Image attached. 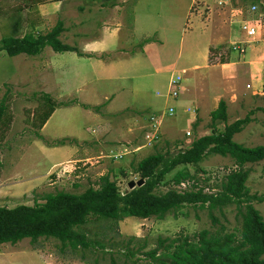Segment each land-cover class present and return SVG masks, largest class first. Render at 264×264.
<instances>
[{
	"label": "rangeland",
	"instance_id": "obj_1",
	"mask_svg": "<svg viewBox=\"0 0 264 264\" xmlns=\"http://www.w3.org/2000/svg\"><path fill=\"white\" fill-rule=\"evenodd\" d=\"M39 1L41 0H0V37L4 35H20L27 31L34 33L44 32L51 28L58 19L62 20L65 26L70 23L77 24V21H98V13H88L84 6L83 8L77 7L80 2L78 3L74 0H66L62 5H54L49 0L44 8V16L42 17L39 14ZM189 1L143 0L140 3L137 16L141 27L149 28L150 25H161L164 22L168 23L169 19L173 21L168 35L169 38H164V54L152 60L149 66L141 65L139 68L140 71L148 70L151 72L153 80L148 82L145 92L140 94L139 97L136 94H133V97L131 95L128 96L129 100L131 98L132 100H137L129 109H135L140 104L138 103L140 100H145L146 104L142 108L143 111H146L144 118L140 124L133 122L124 124V127L135 125L134 131H131L133 133L130 143L126 142V144L112 145L110 147L104 143L105 145L96 146L95 151L89 157L90 161L93 162L86 161L85 158L83 160L85 162H82V164L87 165L80 167L77 164L72 166L70 164L71 161H68L49 168L48 166L53 161L64 159L65 155L52 156V159L51 157H43L40 152V144L42 142L45 144L57 142L58 139L52 140L50 135L57 133L58 127L67 129L70 126L75 131H77L78 127H81L89 133L95 130L94 132L99 134L98 130L100 132L102 126L94 116L97 113L106 116L105 101L102 102L105 99L100 95L98 97L102 100L92 97L91 88H86L87 94H85L86 92H79L78 97L75 96V85L80 82L81 78L75 77L72 71L68 72V74L60 75V83H58V75L53 73L51 68H43L41 65L45 61L44 54L46 50L52 49L50 45L43 47L40 51L42 55L38 56L23 52L10 55L4 50H0V102L3 100L7 104L6 112L10 114V117L7 116L6 119L0 121V205L33 204L34 202L43 201L48 192H54L59 189L79 192L88 185L97 186L100 178L95 173L94 165L103 161H105L108 169H112V174L111 172L109 174L110 177L114 178L118 186L123 188L130 178L135 180L139 178L138 173L134 171L136 157H142L154 151L176 152L188 146L191 140L196 137L195 135L205 134L212 130L213 125L207 114L201 117L196 115L192 119L191 115L193 112L188 113L182 110V106L185 103L194 104L191 100L193 98L191 96L192 93L201 91L203 88L208 93L216 90L208 87V84L204 83L205 80L197 73L192 74L189 68L193 63L201 61L198 56L199 43L202 44L205 39L186 38L187 32H192L195 29L191 28L196 27L192 12L198 13L197 9L202 8L198 13L200 20H209L211 15L207 12L209 7L198 6L203 4V0H197L198 4L193 1L190 4V8L188 7ZM251 1L256 2L259 10L264 11V0H234V5L237 6H234V11L230 10V14L227 16V18L229 17L228 21H231L230 18L236 21L238 17L235 13H240L241 5L247 7ZM134 2L130 0L127 2L129 16H131L129 7ZM246 7H243L244 10ZM227 12L229 13V10ZM134 13V6L132 5V17ZM244 13L245 15L247 14L246 11ZM212 18L214 17L212 16ZM222 19H219V23H222ZM124 21V29L128 30V27H131L132 20L129 21L125 14ZM234 21L231 24L234 36L225 38L217 45L211 46L210 61L229 60L237 57L236 51L229 48V42L241 35L240 25ZM86 28L88 27L84 25L73 26L72 33L75 31L84 32ZM89 30L90 28H88ZM61 37L67 39L69 33L64 30ZM78 39L73 38L74 41ZM155 46H161V42H158ZM238 54L240 55V53ZM183 67L185 69L181 73L180 94L174 99L171 98L175 100L173 102L177 105L176 111L173 114L164 116L161 124L163 132L161 131L160 136L152 145H141L145 142V133L149 130L150 113L161 112L165 109L167 102L172 101L165 98L169 74L171 71L181 70ZM87 75L90 76V73H87ZM87 86H90L89 83ZM44 91L49 92L54 99L56 98L55 100H57L58 105H62V108H60V111H56L54 116L51 113V116H49L52 117L50 122L44 130H41V127L33 123V119L35 122L38 121V118L35 119L33 116V111H35L36 106L41 101L40 96ZM98 93H101V91L99 90ZM239 102V104L236 103L232 108H229L227 122L247 113L250 114L252 119L240 131L234 133L233 138L245 145L264 144V111L256 107L263 100L253 97L251 100H240ZM83 104H88V107ZM117 106L118 103L115 102L112 108L115 109ZM236 115L238 116L236 117ZM119 116L120 114H114L108 117H112L111 119L115 121ZM53 122L55 123L54 125L52 124ZM215 124L217 128H222L224 121L218 119ZM186 129L190 130L189 134H185ZM40 132L48 138H45ZM62 138L70 140L69 137ZM104 138L106 141L109 137L106 136ZM123 145L128 146V154L137 150V156L133 155L130 160L126 161L124 168H121L123 165L120 161L124 159L123 156L127 153L120 158L114 159L109 156L108 151L111 148L122 149ZM137 145L141 146L137 148ZM64 165L66 168L63 167ZM187 167L194 176L188 179L191 183L194 180L196 182L194 189L201 186L203 191L217 193L226 173L238 166L230 156L208 153L201 161L195 164H187ZM244 168L249 170L246 179L249 191L262 197L261 200H253V203L264 218V157L257 161L246 162ZM172 171L167 173L166 179L161 182L156 189L157 191H163L170 185L172 186V183L169 182V176ZM188 185L189 183H186L185 186ZM173 186L179 187L178 184ZM211 214L217 218L215 223L212 222ZM129 217L130 220L123 221L124 218L118 220L117 225L112 221L107 222L103 218L97 219L91 221L87 229L90 234L96 235L105 244L112 241L120 245L128 236H145V249H148L157 244L158 236H171L179 232L192 234L201 228H213L220 224H224L226 230L238 231L241 222V215L234 203L225 205L222 207V211L217 208L210 210L207 206L188 205L183 207V212H179L176 216L169 213L163 218L151 216L138 221H136V216L130 215ZM108 223L112 227H106ZM116 230L120 234H117ZM110 236L113 238L109 239ZM137 243L136 239H133L131 245L134 244L135 246ZM105 248H108V245ZM113 248L123 249L122 246L116 245ZM102 255L103 257L96 264H109L108 253L99 252L98 257L100 258ZM91 258L92 256L89 253H85L83 256L79 250L61 246L59 240L54 237H38L35 240L23 237L14 243L9 241L0 243V264H91L87 261ZM127 262V264H151L152 260L144 253L137 252L129 257ZM119 264H123V261L120 260Z\"/></svg>",
	"mask_w": 264,
	"mask_h": 264
},
{
	"label": "trees",
	"instance_id": "obj_2",
	"mask_svg": "<svg viewBox=\"0 0 264 264\" xmlns=\"http://www.w3.org/2000/svg\"><path fill=\"white\" fill-rule=\"evenodd\" d=\"M64 25L58 21L44 32L27 31L22 35H4L0 37V50L7 54H38L46 45L55 51L75 50L83 52L75 45L64 42L60 33ZM148 39V38H147ZM222 61L226 59H221ZM41 101L33 111L38 118L35 123L41 127L58 105L49 92H42ZM263 103L256 106L264 111V82L262 86ZM88 107V104H83ZM7 104L0 102V121L10 114L6 112ZM212 130L197 136L183 149L173 153L154 151L142 156L135 164L134 171L144 179L141 185L132 188L119 187L109 173L100 176L97 186L88 185L82 191L75 192L59 189L48 192L43 201L33 204L19 203L14 206L0 205V243H11L23 237L35 240L38 237H54L61 246L79 250L84 256L89 253L92 258L87 261L96 264L99 252H107L109 264H127L129 257L137 252L151 258V264H264V218L253 200L262 197L249 191L246 185L249 170L244 168L246 162L257 161L264 157V144L245 145L233 138L252 118L249 113L227 122L226 103L220 99L210 113ZM224 121L222 128L216 127V120ZM66 138L55 143H64ZM208 153L230 156L237 164L226 173L217 193L189 188L179 190L173 185L181 179L192 178L193 174L187 164L201 161ZM173 170V171H172ZM172 171L169 182L163 191L156 189ZM234 203L241 215L238 231L226 230L224 224L213 228L204 227L192 234L179 232L176 235L158 236L157 244L145 249V236L131 235L121 244H105L96 235L89 233L87 226L91 221L103 218L117 225L125 216L163 218L166 214L178 215L183 207L207 206L210 210ZM212 222L216 217L211 214ZM106 227H112L109 223ZM117 234H120L116 230ZM113 237L110 236L109 239ZM133 239L137 245H131ZM108 245V248L105 246ZM122 246L123 249L113 247ZM85 252V253H84ZM135 262L134 260H132Z\"/></svg>",
	"mask_w": 264,
	"mask_h": 264
},
{
	"label": "crops",
	"instance_id": "obj_3",
	"mask_svg": "<svg viewBox=\"0 0 264 264\" xmlns=\"http://www.w3.org/2000/svg\"><path fill=\"white\" fill-rule=\"evenodd\" d=\"M48 1L49 0H41L38 2L39 14L42 17L44 16V8L46 7ZM50 1L54 5H62V3L66 2V0ZM74 1L78 3L80 2V5L77 7L83 8L84 6L88 13L95 12L99 14V17H97L98 21H77V24L70 23L68 26H65L63 23L64 28L59 35L60 38L64 42L77 46L83 54H78L75 50L55 51L52 48L46 50L44 54L45 61L41 63V65L43 68H51V71L58 75V83H60V75L68 74V72L71 71L75 77L81 78L80 82L75 85V96L78 97L79 92H86L85 94H87V89L91 88L92 97L102 100L98 97L100 95L103 99H105L102 102L105 101L106 116L99 113L94 116L95 119H98L97 121L100 122L102 126V130L100 132L98 130L99 134H96L94 132L95 130L92 133H89L81 127H78L76 129L77 131L70 126H68L67 129H60V127H58L57 133L50 135V139L55 140L62 137H69L70 140L66 139L64 143L58 144H45L43 142L40 144V152L43 157H51L52 159V156L60 154L65 155L64 159L53 161L48 166L49 168L68 161H71L70 164L72 166H75V164L79 167L87 165L82 164V162H85L83 161L85 158L86 161H90V154L95 151L96 146L99 147L105 143L110 147L112 145H120L126 144V142H131L133 133L131 131H134L135 125L132 124V126L127 125L124 127V124L126 122L140 124L144 118V113L146 112L142 110L145 106L144 104L146 103L145 100L142 99L138 102L140 104H138L135 109H129V107L137 102V100H132V98L129 100L128 96L131 95L133 97V94H136L139 97L140 94L145 92L148 82L153 80L151 78V72L148 70L140 71L139 68L141 65L149 66L152 60H155L157 57L164 54V38H169L168 35L171 31V26L173 25V21L169 19L167 21L168 23L164 22L161 23V25H150L149 28L141 27L140 22L138 21L137 11L143 0H130L135 1L134 4H131L129 7L131 10V16H129L127 10V2H129V0ZM193 1L197 2V0H190L188 3L189 8ZM132 5L134 6L135 11L133 17ZM203 5L209 7L207 9L208 14H211L209 20H200L198 18V13L202 8L197 9L198 13L192 12L195 18L196 27L191 28L195 30L187 32L188 34L186 37L205 38L202 41V44L199 43L200 50L198 56L201 61L193 63L189 66V68L192 74L197 73L205 80L204 83L208 84V87L215 88L216 90L208 93L205 92V89L203 88L202 90L199 89L201 91L192 93L191 96L194 99L191 98V100L194 104L191 105L189 103H185L182 106V110L188 113L193 112L191 115L192 119H194L196 115L201 117L204 114H207L208 118L211 120L210 113L216 108L221 98H223L226 103L227 117L229 116V108H232L236 103L239 104L240 100L247 101L253 99V97H255V99L263 100L264 34L259 41L248 46L245 54L239 55L235 52L237 56L235 59L210 61L211 46L217 45L225 38H231L234 36V32L231 27L233 21H228L229 17L227 18V16L230 14V10L234 11V6L236 7L237 5H234V0H231V2L222 5L223 8H221L222 6L217 4V0L216 2L215 0H203V4L198 6L202 7ZM241 7L246 6L241 5ZM227 9L229 10V13L227 12ZM125 14L129 18V21L132 20L131 27H128V30L124 29ZM235 14L237 17L242 16L240 13ZM212 16L214 18H212ZM220 18H223L222 23H219ZM148 22L150 24V20ZM76 25L87 26L90 30L88 31V28H86L84 32L75 31L72 33V28ZM64 30L69 33V37L67 39L61 37ZM73 38L79 39L74 41ZM158 42H161V46L157 47L155 45ZM137 43L138 45H136ZM38 55H42V53L34 54L33 56ZM184 69L185 67L181 68V70L171 71L167 79V84L172 73L178 72L181 74ZM87 73H90V76H86ZM93 82L95 84L92 85L91 83ZM88 83L90 86H87ZM99 90L101 93H98ZM165 98L171 99L168 97V86L166 87ZM173 101L175 100L167 102L165 108L169 105H174L176 111L177 105ZM115 102L118 103V106L113 109L112 107ZM262 103L258 105H261ZM61 106L62 105L60 104L55 107L52 111V116H54L56 111L61 110ZM114 114H120L119 118L115 121L111 119L112 117H108ZM165 115H163L160 120V133L161 131L163 132V130H161V124ZM237 116L238 115H236V117ZM50 118L52 117L47 118L40 128L41 130H44L47 127L51 120ZM52 124L54 125L55 123L53 122ZM187 130L190 133V130L186 129L185 134H187ZM40 134L45 136L41 132ZM200 135L202 134L195 136L197 137ZM106 136L109 138L105 141L104 137ZM45 138L48 137L45 136ZM136 151L137 150H135V152H131V154L127 153L123 156L124 159L120 161L123 165L121 168H124L126 161L130 160L133 155L137 156ZM140 158V156L136 157V162ZM63 167L66 168L65 165ZM94 168L96 169L95 173L99 178L101 175L106 173L110 174L111 172L112 174V169L107 168L105 161L101 163L98 162L94 165ZM129 216H125L123 221L127 219L130 220ZM146 218L147 217L136 216V221L144 220Z\"/></svg>",
	"mask_w": 264,
	"mask_h": 264
},
{
	"label": "built area",
	"instance_id": "obj_4",
	"mask_svg": "<svg viewBox=\"0 0 264 264\" xmlns=\"http://www.w3.org/2000/svg\"><path fill=\"white\" fill-rule=\"evenodd\" d=\"M228 2H231V0H217V3L220 6ZM240 8H241L240 14L242 16L238 17L236 21L240 25V30L242 32V35L239 38L232 39L229 42L230 43L229 48L233 51H236L237 53L245 54L248 49V46L254 42L259 41L262 35L264 34V11L259 10L257 3L254 1L250 2L247 5L245 10L243 7H240ZM244 11L247 12L246 15H244ZM181 80H182V75L180 73L174 72L171 74L168 80V97L169 98L174 99L179 95L180 90H181ZM174 112H175L174 105L167 106V108H165L161 112H155V113L151 112L149 116L150 118L149 130L145 133L146 139H145V142L142 143L141 145H146V146L152 145L154 141L157 140L160 134L159 125H160L161 117L165 114H173ZM186 133L188 134L189 131L187 130ZM141 145H137V148L140 147ZM108 152L111 158H114V159L120 158L125 153L128 152V146L123 145V148L119 150L111 148L109 149ZM189 179L188 178L181 179L178 183H176L179 185V187L178 188L175 186L174 187L179 190L194 188L196 186L195 180L191 183ZM186 183L187 184L189 183V185L185 186ZM202 190H203V187H202Z\"/></svg>",
	"mask_w": 264,
	"mask_h": 264
},
{
	"label": "water",
	"instance_id": "obj_5",
	"mask_svg": "<svg viewBox=\"0 0 264 264\" xmlns=\"http://www.w3.org/2000/svg\"><path fill=\"white\" fill-rule=\"evenodd\" d=\"M144 179L142 177H139L138 179H134V178H130L127 183L126 186L123 187V192L125 191L126 188H132L136 185H141L143 183Z\"/></svg>",
	"mask_w": 264,
	"mask_h": 264
}]
</instances>
